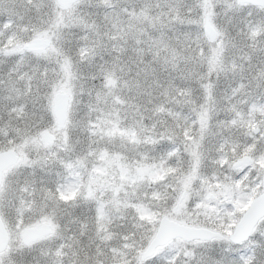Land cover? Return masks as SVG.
I'll use <instances>...</instances> for the list:
<instances>
[{"label":"snow or ice","instance_id":"obj_1","mask_svg":"<svg viewBox=\"0 0 264 264\" xmlns=\"http://www.w3.org/2000/svg\"><path fill=\"white\" fill-rule=\"evenodd\" d=\"M0 264H264V0H0Z\"/></svg>","mask_w":264,"mask_h":264}]
</instances>
